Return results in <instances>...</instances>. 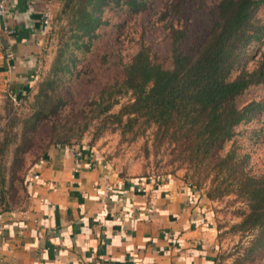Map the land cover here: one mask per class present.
<instances>
[{
  "label": "crops",
  "instance_id": "0c3cea01",
  "mask_svg": "<svg viewBox=\"0 0 264 264\" xmlns=\"http://www.w3.org/2000/svg\"><path fill=\"white\" fill-rule=\"evenodd\" d=\"M6 2L0 91L23 96L50 61L43 17L52 22L63 0ZM118 170L93 147L50 146L26 175V202L2 213L0 264L213 262L215 202L203 188L176 176H123Z\"/></svg>",
  "mask_w": 264,
  "mask_h": 264
},
{
  "label": "rangeland",
  "instance_id": "374dc122",
  "mask_svg": "<svg viewBox=\"0 0 264 264\" xmlns=\"http://www.w3.org/2000/svg\"><path fill=\"white\" fill-rule=\"evenodd\" d=\"M176 1L181 2L178 6L180 15L172 19L171 10ZM217 1L149 0L148 9L141 14H129L121 5L106 6L101 13L103 23L95 35L90 40L84 38L72 42L64 58L67 60L69 54L74 58L72 73L60 84L62 91L68 92L64 110L58 116L43 119L34 129L31 122L24 126V121L33 111L36 84L30 92L15 99L13 93L0 91V177H5L4 192L12 209L21 207L28 197L26 175L37 158V152L30 150L29 142L37 143V146L48 141L49 146L62 142L83 144L99 151L123 176H176L203 188L191 177L198 167L181 158L176 159L173 144L154 145V127H146L141 118L130 121L124 115L118 121L112 116L122 104L131 100L130 92L120 96L118 103L102 113L106 101L99 95L104 90L107 99V92L117 88L114 83L120 81L124 65L141 47L148 48L165 67L171 65V56L178 51L194 54L196 42H202L207 35ZM171 20L184 32L179 42L172 41L168 26ZM255 21L264 24V5L256 11ZM64 23V18L54 17L49 31L50 61L40 74L42 76L50 69L56 50L60 48L58 29L62 30L60 26ZM86 42L87 50L83 46ZM263 49L264 39L246 46L232 76L242 65L253 69L262 58ZM251 100L264 101V82L249 86L237 97L239 104ZM232 146L236 147L237 157L243 156L245 169L250 174L264 172V112L260 116L254 112L249 121L234 127L223 151ZM212 200L215 202L217 246L211 264H264V238H260L256 230L234 228L247 210L244 201L233 194Z\"/></svg>",
  "mask_w": 264,
  "mask_h": 264
},
{
  "label": "trees",
  "instance_id": "16d2710c",
  "mask_svg": "<svg viewBox=\"0 0 264 264\" xmlns=\"http://www.w3.org/2000/svg\"><path fill=\"white\" fill-rule=\"evenodd\" d=\"M110 4L124 6L129 14H141L148 9L149 0H63L55 16L65 21L60 26L62 30L58 29L60 48L50 69L37 79L33 111L24 126L31 122L34 129L43 119L58 116L64 110L68 92H63L60 84L72 73L74 60L72 54L67 60L64 58L72 42L90 40L95 35L103 23L101 13ZM175 4L172 19L180 15L181 2ZM263 5L264 0H218L207 35L202 42H196L194 54L178 51L171 56V65L165 67L148 48L141 47L124 65L120 81L114 83L117 88L107 92V99L103 95L106 91L102 90L99 95L106 101L102 113L118 103L120 96L130 92L131 100L112 116L118 121L124 115L130 121L141 118L146 127H154V145L173 144L176 159L197 166L191 177L196 179L198 187L203 186L208 198L233 194L244 201L247 210L234 228L256 230L262 239L264 172L250 174L245 169L243 156L237 157L236 147L223 151V145L231 139L237 124L249 121L254 112L258 116L264 112V101L237 102V97L249 86L264 82V49L253 69L242 65L232 76L245 47L264 39V24L255 21V13ZM168 26L172 41L179 42L183 30L176 28L172 20ZM83 46L87 50V42ZM13 94L16 98L22 97L19 93ZM49 143L37 146L29 142L30 150L37 152L32 165L52 146ZM56 145L70 146L63 142ZM4 186L5 177L1 176L0 213L12 209Z\"/></svg>",
  "mask_w": 264,
  "mask_h": 264
},
{
  "label": "built area",
  "instance_id": "2783aa9c",
  "mask_svg": "<svg viewBox=\"0 0 264 264\" xmlns=\"http://www.w3.org/2000/svg\"><path fill=\"white\" fill-rule=\"evenodd\" d=\"M9 14V8L6 0H0V17L5 18ZM4 28L8 32H12L11 28H8L6 23H4ZM51 29V20L47 14L44 15L43 20H42V31L48 32ZM5 55L7 58H12L13 57V52L10 48H6L5 50ZM13 98L15 99V95L13 94ZM34 177L37 178L38 174H34ZM1 217L2 213H0V224H1Z\"/></svg>",
  "mask_w": 264,
  "mask_h": 264
}]
</instances>
